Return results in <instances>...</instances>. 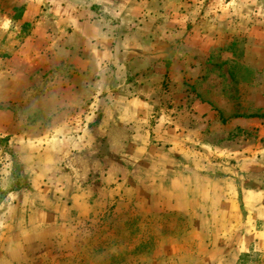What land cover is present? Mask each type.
Listing matches in <instances>:
<instances>
[{"label": "rangeland", "instance_id": "obj_1", "mask_svg": "<svg viewBox=\"0 0 264 264\" xmlns=\"http://www.w3.org/2000/svg\"><path fill=\"white\" fill-rule=\"evenodd\" d=\"M69 1L0 0V264H264V253L240 252L234 245L225 215L150 213L159 212L158 177L165 168H148L154 176L148 187L146 163L139 160L140 167L130 171L122 162L138 157L132 149L137 134V143L149 137L148 157L170 169L179 161L185 169L211 167L229 176L242 152L248 159L242 177L259 179L249 173L264 171V0H72L87 3L92 12H86L109 24L103 30L114 36H127L130 21L143 26L131 36L134 42L151 39L148 62L159 68L150 79L129 81L150 84L151 90L119 93L146 96V107L131 111L143 122L97 121V139L76 157L78 183L99 179L111 190L110 202L116 186L120 192L118 204L96 215L70 213L62 201L58 183L70 171L63 147L56 171L64 179L56 182L27 172L19 154L27 156L28 148L18 153L22 140L30 143L81 115L80 98L91 100L85 77L63 56L67 47L60 39L71 29L60 24L64 14L58 8ZM165 56L170 60L160 62ZM92 112L97 120L103 115L102 109ZM45 145L40 140L37 147L43 152ZM254 159L259 165L252 170ZM54 193L63 199L45 204ZM151 194L154 208L146 206ZM44 209L45 215H35Z\"/></svg>", "mask_w": 264, "mask_h": 264}, {"label": "crops", "instance_id": "obj_2", "mask_svg": "<svg viewBox=\"0 0 264 264\" xmlns=\"http://www.w3.org/2000/svg\"><path fill=\"white\" fill-rule=\"evenodd\" d=\"M87 3L77 4L70 0L64 6H59L64 14L63 24L65 28H70L71 32L61 41L64 44L65 60L71 66L84 76L83 89L86 91V85L90 89L91 100H83L80 98L79 107L82 109V114L79 116H71L61 121L46 133L39 135L37 139L26 143L22 140L18 147V153L24 148H28L27 156L19 154L24 166L28 167L27 172L34 174V177L48 178L61 181L65 177L64 184L61 182L60 192L63 194L65 200L63 202L70 205V213L76 212L77 215H96L100 210L108 206V204H118L115 197H120V192L113 189V202H110V189L104 188L99 179L91 181L89 185L80 184L77 182L78 168L76 167L77 155L88 151V143L96 140L93 134H97L94 130V125L97 121L106 123L107 125L122 123V124H140L145 117H140L136 114L131 115L133 107H146V99L143 97L119 94L122 92H146L151 90V85L145 82L130 83L131 77L137 78L144 76L150 79L155 73L156 69L154 63L148 62L150 57L147 52L146 42H151V39L145 37L142 42H134L133 37L138 33V26L135 21H130L127 28L131 29L127 36L119 37L118 35L110 33L108 30H103L109 24L101 25L99 20L92 19L91 9L86 10ZM65 11V12H64ZM82 11L84 13L82 14ZM74 12H76L74 14ZM92 19V20H91ZM141 29V30H142ZM69 32V31H68ZM132 35V36H131ZM67 40L69 42L67 43ZM62 44V43H60ZM68 53V54H67ZM160 58V57H159ZM166 59V56L160 59ZM77 61L84 63L83 67L79 69ZM172 62V61H171ZM159 65L158 62H155ZM166 67V61H162ZM122 77L124 82L120 84L112 81L113 77ZM86 77H89L87 79ZM94 78V79H93ZM123 81V80H122ZM121 89V90H120ZM122 91V92H120ZM117 92V93H115ZM138 108V107H137ZM92 109H102L103 115L100 120L95 119ZM140 109V110H141ZM128 113V115L119 113ZM100 127V126H99ZM131 130L132 128H128ZM138 135H133L134 139L133 155L138 156L132 163L126 164L131 171L133 167H140V162L146 163V172H153L150 168L152 165L160 164L165 169H161L160 180V208L159 212H150L152 214H172V215H225L226 219V234L228 237H233L234 245H237L240 252H247L250 249L264 253V171L256 170L249 173L258 175L259 179H252L245 181L242 177V171L245 166L244 153L238 152L237 156L240 161L234 166V171L229 176L219 172L220 169H213L210 167L208 171L202 172L196 168L185 169V165H177L174 169H170L164 165L165 162L156 163L148 157V149H151L149 137L147 136L142 143H137ZM44 142L46 151L41 152L37 144ZM32 142V143H31ZM37 143V144H35ZM64 148L66 156L69 157V168L64 177L60 173L57 174L58 163L60 161V149ZM178 150V149H177ZM182 151V149H180ZM139 152V153H137ZM23 153V152H22ZM24 154V153H23ZM258 156V155H257ZM261 158V157H260ZM83 159V158H82ZM108 159L106 164H110ZM140 160V162H139ZM146 160V161H145ZM257 159L252 161V170L258 169L259 163ZM98 162V160H97ZM103 162V161H102ZM142 163V164H143ZM122 164V163H121ZM130 164H132L130 166ZM181 166V167H180ZM188 170V171H187ZM212 170V171H211ZM171 172L170 176L168 172ZM187 171V172H186ZM56 172V174H55ZM59 172V171H58ZM151 178H145L144 184L151 186L154 176L150 173ZM241 175V176H240ZM97 179V176H95ZM168 180V181H167ZM167 181V182H166ZM52 186V184L50 185ZM52 186V188H54ZM96 188L95 192L90 189ZM130 189V188H129ZM128 189V190H129ZM137 192L136 188L132 189ZM58 192V191H57ZM109 194V195H108ZM112 195V193H111ZM60 199L56 193L47 197L45 204H55ZM146 206L154 208V197L152 194L148 196ZM119 201V200H118ZM115 202V203H114ZM50 210H52L50 208ZM45 209L37 211L35 215H45ZM148 213V214H150Z\"/></svg>", "mask_w": 264, "mask_h": 264}]
</instances>
